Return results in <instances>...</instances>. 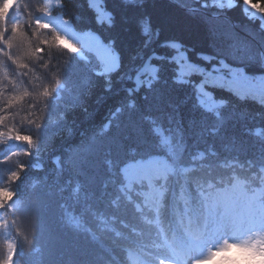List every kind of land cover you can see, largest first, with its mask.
Wrapping results in <instances>:
<instances>
[{"label": "trees", "instance_id": "obj_1", "mask_svg": "<svg viewBox=\"0 0 264 264\" xmlns=\"http://www.w3.org/2000/svg\"><path fill=\"white\" fill-rule=\"evenodd\" d=\"M249 7V0H0L5 39L14 24L27 38L10 51L0 45L7 116L0 131L31 138L0 143V193L14 194L0 197L3 207L45 218L40 240L58 227V246L69 216L73 240L87 243L82 264H124L125 250H143V233L158 258L149 231L169 208L182 214L190 204L219 206L250 188L264 191V15ZM49 16L97 36L115 63L53 30ZM37 47L43 52L29 56ZM257 175L259 186L250 187ZM149 183L154 200L138 195ZM83 200L93 211L85 218Z\"/></svg>", "mask_w": 264, "mask_h": 264}, {"label": "rangeland", "instance_id": "obj_2", "mask_svg": "<svg viewBox=\"0 0 264 264\" xmlns=\"http://www.w3.org/2000/svg\"><path fill=\"white\" fill-rule=\"evenodd\" d=\"M53 26L62 29L69 37L87 39L101 57L114 61V57L108 49L103 47L92 35L75 33L70 26L62 21H55ZM150 188L153 191V187L150 186ZM147 197L150 198L151 193ZM252 208V203L242 210H240V206H232L224 213L212 215L210 222L205 227L207 232L204 233L202 230L199 233L204 236V239L198 251L194 252V257L196 255V257L204 258L205 261H211L210 255L213 254L225 264H264V218L262 215L250 214ZM259 248L261 251L256 255ZM191 257L192 250H188L186 258L180 263L189 264ZM130 262L138 264L134 255H130Z\"/></svg>", "mask_w": 264, "mask_h": 264}, {"label": "snow or ice", "instance_id": "obj_3", "mask_svg": "<svg viewBox=\"0 0 264 264\" xmlns=\"http://www.w3.org/2000/svg\"><path fill=\"white\" fill-rule=\"evenodd\" d=\"M249 6L253 8L254 11L258 12L261 15H264V0H262V3L260 5H256L254 0H249ZM15 7V5L13 6ZM7 17H5V23H6ZM36 29L43 30L41 26L40 21L35 22ZM8 31L7 28H4L0 30V45H3V47L7 50H11L17 43H24L26 41V36L22 33L20 30V25L14 24L11 29V35L8 37V39H5V33ZM47 43V42H42ZM43 52L42 48L37 47L35 50H29L28 55L29 56H38ZM3 53H0L2 55ZM11 59V57H9ZM15 63V61H13ZM19 68H26L27 65L20 63L17 65ZM42 95H47V92H43ZM24 99L23 97L19 96H13L9 102L8 107H12L14 104L21 103ZM7 119V116L0 115V128H3L4 121ZM5 140H15L16 142H31V138L27 136L20 135L14 128L9 127L7 129V132L0 131V143H3ZM18 155V154H17ZM6 193V199L10 200L12 196L14 195L10 191H5ZM3 201H0V207H3ZM3 255L4 259L0 260V264H12L15 251L14 248L11 245H7L3 249Z\"/></svg>", "mask_w": 264, "mask_h": 264}, {"label": "clouds", "instance_id": "obj_4", "mask_svg": "<svg viewBox=\"0 0 264 264\" xmlns=\"http://www.w3.org/2000/svg\"><path fill=\"white\" fill-rule=\"evenodd\" d=\"M24 95H26V93L21 94L19 97H23ZM6 193H0V197H5L6 198Z\"/></svg>", "mask_w": 264, "mask_h": 264}, {"label": "bare ground", "instance_id": "obj_5", "mask_svg": "<svg viewBox=\"0 0 264 264\" xmlns=\"http://www.w3.org/2000/svg\"><path fill=\"white\" fill-rule=\"evenodd\" d=\"M238 84V83H237ZM239 85V84H238Z\"/></svg>", "mask_w": 264, "mask_h": 264}]
</instances>
